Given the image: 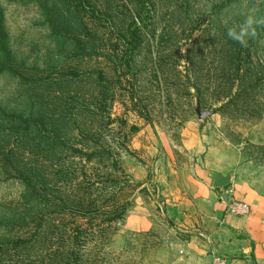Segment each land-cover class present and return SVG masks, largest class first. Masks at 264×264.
<instances>
[{
    "label": "rangeland",
    "instance_id": "374dc122",
    "mask_svg": "<svg viewBox=\"0 0 264 264\" xmlns=\"http://www.w3.org/2000/svg\"><path fill=\"white\" fill-rule=\"evenodd\" d=\"M146 2L128 71L115 39L86 51L74 41L82 24L67 0H0L28 71L0 74V238L22 213L45 223L30 250L5 244L0 264H52L71 241L70 264H256L225 219L244 217L234 192H264V0ZM46 6L66 19L61 36ZM112 6L115 27L101 23L118 37L140 5ZM15 115L44 123L25 133ZM14 167L33 173L46 206L24 199Z\"/></svg>",
    "mask_w": 264,
    "mask_h": 264
},
{
    "label": "trees",
    "instance_id": "16d2710c",
    "mask_svg": "<svg viewBox=\"0 0 264 264\" xmlns=\"http://www.w3.org/2000/svg\"><path fill=\"white\" fill-rule=\"evenodd\" d=\"M70 7L79 14L81 26V31L74 37V41L77 42L79 45L82 46V48L86 51L88 50L89 46L91 45H98L99 42L103 41H113L115 39V44L112 46L114 48V52L116 50H119L120 44L121 47L125 46L128 48V50L125 52L123 56L127 57V59L124 62V65L121 66L122 68L130 70V63L132 61V53L133 51L141 46V39H142V25L145 26V20H143L142 15L145 9L147 8V0H139L140 5V12L138 13V17L132 18V23L127 27L125 32H119L118 37H116V34L114 31H110L109 33L104 32L105 25L101 23V21H108V19L111 20V25L115 27L116 19L112 18L110 15V12L113 8L112 6V0H67ZM115 1V0H113ZM51 10V13H50ZM45 16L47 21V24L49 23L52 31H53V37L61 36L62 30L66 29L65 23H62L63 21H66L64 17H55L52 8L49 6H46L45 8ZM145 19V18H144ZM70 23H68L69 25ZM105 36H108V38H105ZM68 40H72L73 38L71 35L67 36ZM133 46L131 54H127L129 51V47ZM120 47V49H121ZM0 53L2 56V60L0 61V74H11L16 76L22 81H25L27 79L28 72L26 70V67L24 65H19L17 63V60L14 56V53L12 52L9 40H8V32L6 29V17L4 14V10L0 6ZM242 53L235 55L234 58L237 62L241 60ZM124 57V58H125ZM121 60V59H120ZM237 62L233 61L231 62V65L233 68H236V72L239 74L241 68L240 65L237 64ZM118 64H115V73H118V68L116 67ZM104 74V71H102ZM105 76V75H104ZM118 82H121V78H118ZM198 92V91H197ZM240 91L239 93H241ZM227 98L224 103V105L221 107H229V104L232 100H228ZM231 99L234 100V98L231 96ZM134 101V98L132 99ZM223 101V100H220ZM0 111L1 108H0ZM15 118L17 121L21 124L23 127L24 132L26 133L29 128H32L33 126L36 128H40L44 121H42L39 118L36 117H29L26 118L22 115L16 116ZM136 130V128L134 129ZM77 152H81L80 150H76ZM83 153V152H81ZM4 154L2 151H0V157H3ZM3 159L6 160V157ZM91 159V156H90ZM16 174L14 178L19 179L23 182V185L25 186L26 192L24 193V199L29 201V205H33L36 203H39L40 206H46L48 203L43 202V199H47L48 193L47 191H44V189L37 186V184L34 182V177L32 176L33 173L28 170H21L20 168H15ZM54 207H60L58 203L52 202ZM90 205V204H89ZM88 205V206H89ZM84 208V206H82ZM80 214L84 215L83 212H80ZM38 220V224L35 222ZM18 230L17 234L14 235L12 238L4 242L6 239L4 237L0 238V256L4 254V248L5 244H13L14 245V251L20 252L24 250H30L34 241V238L37 237V235L40 234V231L44 227V219L42 217H37L35 215H24V213L21 214L18 222ZM57 227V226H56ZM32 231L35 232L33 234H30V237L26 234H20L19 231ZM72 238L76 236H70ZM70 240V238H69ZM64 241L69 243L68 239H64ZM74 247L73 243L71 241L70 246L67 248L68 250H65L64 252L59 253L58 262H54L52 264H70L72 262L71 255H69V252L73 254L71 251V248Z\"/></svg>",
    "mask_w": 264,
    "mask_h": 264
},
{
    "label": "crops",
    "instance_id": "0c3cea01",
    "mask_svg": "<svg viewBox=\"0 0 264 264\" xmlns=\"http://www.w3.org/2000/svg\"><path fill=\"white\" fill-rule=\"evenodd\" d=\"M239 202L245 203L250 208V213L244 217L226 216L225 224L229 230L243 233L248 242L252 244V248L245 247L244 253L251 260H255L256 264H264V192L259 193L253 189H247L242 193L234 192Z\"/></svg>",
    "mask_w": 264,
    "mask_h": 264
},
{
    "label": "built area",
    "instance_id": "2783aa9c",
    "mask_svg": "<svg viewBox=\"0 0 264 264\" xmlns=\"http://www.w3.org/2000/svg\"><path fill=\"white\" fill-rule=\"evenodd\" d=\"M232 208L239 215L245 216L250 213L249 206L242 202H236ZM215 264H227V262L223 258L218 257L215 259Z\"/></svg>",
    "mask_w": 264,
    "mask_h": 264
},
{
    "label": "clouds",
    "instance_id": "9594fccd",
    "mask_svg": "<svg viewBox=\"0 0 264 264\" xmlns=\"http://www.w3.org/2000/svg\"><path fill=\"white\" fill-rule=\"evenodd\" d=\"M228 35H229V37L232 38L233 40H236V41H238V42H241L242 45L247 46V44L244 43L243 41H241L239 37H237L236 35H234V33H233L232 30H229ZM253 35H255V32L253 33Z\"/></svg>",
    "mask_w": 264,
    "mask_h": 264
}]
</instances>
